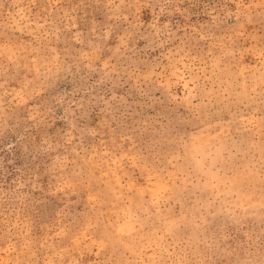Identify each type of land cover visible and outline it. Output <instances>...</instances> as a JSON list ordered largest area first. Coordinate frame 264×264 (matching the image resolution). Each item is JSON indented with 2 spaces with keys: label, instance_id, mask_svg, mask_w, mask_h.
<instances>
[{
  "label": "rangeland",
  "instance_id": "374dc122",
  "mask_svg": "<svg viewBox=\"0 0 264 264\" xmlns=\"http://www.w3.org/2000/svg\"><path fill=\"white\" fill-rule=\"evenodd\" d=\"M0 264H264V0H0Z\"/></svg>",
  "mask_w": 264,
  "mask_h": 264
}]
</instances>
